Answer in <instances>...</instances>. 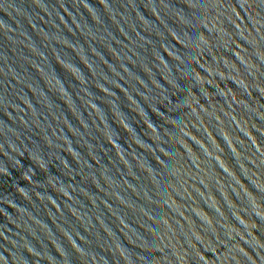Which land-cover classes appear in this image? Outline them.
I'll use <instances>...</instances> for the list:
<instances>
[{"label":"water","instance_id":"obj_1","mask_svg":"<svg viewBox=\"0 0 264 264\" xmlns=\"http://www.w3.org/2000/svg\"><path fill=\"white\" fill-rule=\"evenodd\" d=\"M0 264H264V0H0Z\"/></svg>","mask_w":264,"mask_h":264}]
</instances>
